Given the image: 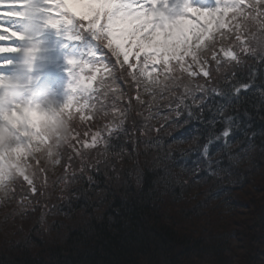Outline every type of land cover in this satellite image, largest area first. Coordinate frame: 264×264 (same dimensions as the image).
Instances as JSON below:
<instances>
[{
  "label": "trees",
  "instance_id": "16d2710c",
  "mask_svg": "<svg viewBox=\"0 0 264 264\" xmlns=\"http://www.w3.org/2000/svg\"><path fill=\"white\" fill-rule=\"evenodd\" d=\"M216 47L209 45L202 57L211 56ZM215 67L210 85L220 76ZM253 70V88L242 91L243 99L225 108L223 116L251 123L247 131L255 135L249 141L234 132L229 137L231 159L221 150L223 138L214 141L209 155L221 159V166L213 165L219 174L207 179L203 168L196 173L178 165L163 170L159 150L146 143L147 137L139 131L149 115L147 107L133 98L136 91L128 84L125 94L131 107L122 125L127 134L120 133L118 141L111 139L115 148L109 147L103 155L102 147L81 157L65 153L67 167L51 191L43 188L46 170L34 157L27 173L36 191L27 182L18 185L8 202L12 209L0 214V264H264V107L256 91L264 88V63L247 55L231 69L242 82ZM139 95L144 101L152 99L141 91ZM164 102L158 98L153 105ZM204 115L216 119L217 134L223 131V116L207 111ZM148 122L158 126L157 119ZM208 127L189 121L178 131L198 135L202 145ZM170 131L161 129L160 135ZM191 135L179 142L167 139L164 148L187 150ZM198 156V152L190 154L189 168L195 167ZM2 227L8 236L2 234Z\"/></svg>",
  "mask_w": 264,
  "mask_h": 264
},
{
  "label": "snow or ice",
  "instance_id": "6c2138e0",
  "mask_svg": "<svg viewBox=\"0 0 264 264\" xmlns=\"http://www.w3.org/2000/svg\"><path fill=\"white\" fill-rule=\"evenodd\" d=\"M47 4L52 10L59 9L68 18L77 20L76 17L80 16L77 21L91 29L95 38H107V46L113 49V55L118 60L122 56V64L133 70L129 73L133 81L138 85L142 84L145 93L152 98L144 101L139 94L135 97L140 106L148 105L149 112L139 131L141 136L147 137L146 143L159 150L158 159L163 161L164 171L167 172L170 165H178L182 171L189 170L194 173L203 168L205 179L210 175H218V172L213 171V165L219 169L221 159L213 160L210 157L209 146L223 138L221 150L231 159L229 137L238 131L250 141L255 135L247 131L252 126L251 123L240 120L238 116H223V113L225 108L243 99L240 95L242 91L247 92L255 84L252 78L255 70L247 82H242L235 79L236 74L231 69L240 66L244 56L257 55V49L249 45L248 39H242L243 30L247 25L239 21H255L264 32V0H249L247 4L244 0H218V6L212 8L193 6L190 0H173L172 4H169L168 0H91L87 5L88 12L83 15L75 12L68 0H52ZM177 5L181 11L170 15ZM0 6H6L7 9L0 10V19L22 18L33 11L30 0H0ZM52 23L55 26L56 21ZM4 32H10V35L5 36L2 34ZM217 34L221 38L232 34L236 43L227 48L221 46L219 53L213 50L211 61H208L202 57L199 50L205 45L215 49L220 43ZM13 37L22 39L23 33L12 31L0 23V40ZM251 38L256 40L255 36ZM256 42L260 44V62L264 63V41ZM15 50L0 45V52ZM68 62L74 65L77 63L75 60ZM211 62L215 63V70L220 76L217 83L210 85L212 74L208 65ZM222 68L224 71L221 73ZM135 72L139 73V78ZM198 77H203L204 81L199 82ZM94 78L80 77L77 73L72 85L73 93L86 91L84 80L91 81ZM5 87L7 85L0 77V88ZM256 91L260 94V106L264 107V88H257ZM13 95L9 91L0 93V185L11 179L14 172L15 176L22 177L31 191L35 192L33 180L27 174V161L34 152L42 150L48 151L49 156L52 155L51 148L54 143L61 140L60 133L54 132L58 122L67 129L62 139L68 138L67 110L71 108V97L60 109H45L40 105L29 106L26 103H13L11 108L2 107ZM158 98L165 102L153 112L154 101ZM117 111L123 116L127 109H114V113ZM205 111L214 117L217 114L223 116L224 128L219 134L214 130L216 119H206ZM244 115L247 117L249 114L245 112ZM151 119H157L158 126L149 123ZM189 121H199L211 126L207 128L208 137L202 145L198 143V135L178 131ZM123 124L124 120L121 119L116 124L106 126V135L100 131L95 132L90 142L87 139L83 141L82 148L102 147L101 155L106 153L109 147L115 148L117 145L110 141L113 137L118 141L120 133L127 134ZM164 128H171L172 131L161 136V129ZM152 132L156 135H151ZM189 135L192 146L187 150L180 149L175 152L171 148H164L167 139L179 142L180 138ZM121 150L123 151L122 147ZM74 151L81 155L79 149ZM197 152L199 156L194 162L195 167L189 168L190 154ZM200 157H203V160ZM96 163L99 164L100 161ZM79 171L84 173L83 165ZM87 180L91 184L93 177L89 175Z\"/></svg>",
  "mask_w": 264,
  "mask_h": 264
},
{
  "label": "rangeland",
  "instance_id": "374dc122",
  "mask_svg": "<svg viewBox=\"0 0 264 264\" xmlns=\"http://www.w3.org/2000/svg\"><path fill=\"white\" fill-rule=\"evenodd\" d=\"M51 2L52 0H30L33 11L29 15L22 18L0 19V23L6 28L23 33L22 39L13 37L0 40V45L16 49L0 52V77L7 85L5 88H0V93L9 91L12 86L18 87L19 90V94L13 95L11 100L2 107L11 108L13 103H26L29 106L40 105L45 109H60L71 97V108L67 110L68 138L54 143L51 156L48 151L42 150L34 152L27 161V170H29L34 157L40 158L46 170L42 185L50 191L60 184L55 180H61V175L64 174L65 153L77 155L74 149H79L81 155L78 156L85 155L89 150L82 148L85 139L90 142L92 134L97 131L106 135V126L116 124L123 119L119 111L114 113V109L124 111L131 107L128 95L125 94L127 85L133 84L136 91L133 93L134 99L140 91L147 94L142 84L138 85L133 81L129 74L133 70L122 64L123 57H119L118 60L113 55V49L107 46V38L102 37L99 46L91 40L84 41L87 30L76 29L71 23V21L74 22L73 18L66 17V14L56 15L59 9L52 10L47 4ZM68 2L73 5L75 12L83 15L88 12L87 5L91 0H68ZM168 2L172 4L173 0ZM190 3L193 6L209 8L218 6V0H190ZM244 3H249V0H244ZM0 10H7L6 6H0ZM180 11L177 5L169 14H177ZM52 21H56L55 26ZM239 22L247 25L243 30L242 39H248L249 45L257 49V55L254 57L259 58L260 44L256 41H264V32L255 21L240 20ZM89 32L95 38L93 31ZM2 34L9 36L10 32ZM57 35L63 36L65 41L62 42ZM253 36L256 40L251 38ZM217 40L224 42L221 45L217 44L218 52L221 46L227 48L236 43L232 34L223 38L217 34ZM208 47L209 45H205L199 50L201 55ZM29 49L32 51H27ZM220 55L222 58V54ZM206 59L211 61V56ZM69 60H75L77 63L70 64ZM214 65V62L209 63L210 70ZM77 73L80 77L94 76L95 78L91 81L84 80L83 83L87 86L86 91L73 93L72 85ZM135 75L139 78L138 72H135ZM30 80H32L31 83H29ZM145 107L148 109L147 104ZM154 107L159 106L156 104ZM22 183L26 184V181L18 175L5 180L4 191L0 193V214L12 209L13 203L8 202L16 187ZM2 229V234L8 236L6 229L4 227Z\"/></svg>",
  "mask_w": 264,
  "mask_h": 264
},
{
  "label": "clouds",
  "instance_id": "9594fccd",
  "mask_svg": "<svg viewBox=\"0 0 264 264\" xmlns=\"http://www.w3.org/2000/svg\"><path fill=\"white\" fill-rule=\"evenodd\" d=\"M9 92L13 93L14 95H18L19 94V90L15 86H12L10 88ZM55 131L60 133V138L62 139L63 135L67 131V129H66V127L63 124L58 122ZM14 176H15V173L13 172L12 173V177H14ZM3 191H4V184L0 185V193H2Z\"/></svg>",
  "mask_w": 264,
  "mask_h": 264
},
{
  "label": "bare ground",
  "instance_id": "6f19581e",
  "mask_svg": "<svg viewBox=\"0 0 264 264\" xmlns=\"http://www.w3.org/2000/svg\"><path fill=\"white\" fill-rule=\"evenodd\" d=\"M31 82H32V80L29 81V83H31ZM17 88H18V87H17Z\"/></svg>",
  "mask_w": 264,
  "mask_h": 264
}]
</instances>
